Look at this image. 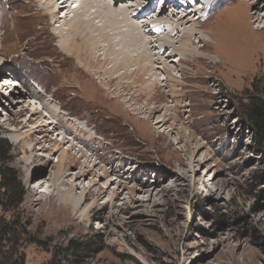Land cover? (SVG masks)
<instances>
[{
  "label": "rangeland",
  "instance_id": "rangeland-1",
  "mask_svg": "<svg viewBox=\"0 0 264 264\" xmlns=\"http://www.w3.org/2000/svg\"><path fill=\"white\" fill-rule=\"evenodd\" d=\"M33 1L0 0V22L2 10L6 16L0 28V139L11 146L21 185L17 208H0V264H264V142L245 116L251 101L264 102V0L193 1V10L206 6L204 21L192 13L193 26H201L203 39L196 36L193 48L202 61L184 60L172 75L158 70L163 82L150 92L139 91L146 75L141 82L133 75L109 82L108 61L94 71L80 69L75 57L56 48L59 24L29 10ZM216 33L218 44L210 39ZM96 61L101 63H91ZM6 80L15 89H6ZM25 86L41 90L44 101L54 96L71 121L86 119L92 138L79 137L83 147L61 145L63 131L51 126L42 141L36 125L49 113L42 101L28 100ZM173 92L179 108L171 104ZM154 107L162 110L153 116L148 112ZM36 108L43 112L26 123ZM163 115L178 134L159 127ZM17 135L29 140L18 144ZM74 144L80 152L68 155L96 168L94 176L76 180L79 165L67 170L64 181L79 187L71 194L57 178L65 172L57 160ZM42 146L51 147L44 152ZM28 163L40 178L33 179Z\"/></svg>",
  "mask_w": 264,
  "mask_h": 264
},
{
  "label": "bare ground",
  "instance_id": "bare-ground-1",
  "mask_svg": "<svg viewBox=\"0 0 264 264\" xmlns=\"http://www.w3.org/2000/svg\"><path fill=\"white\" fill-rule=\"evenodd\" d=\"M56 1L58 3H56ZM149 1L150 0H34L33 2H30L28 4V7L29 10L32 12L37 11V14H41L43 16L48 15L51 18V21L54 20V23L59 24L57 26L58 29H55L54 32L57 34V38L58 36L60 38L59 40L57 39L58 41L56 48L60 52L64 53L69 57H75L79 64L80 69H84L85 71H89V70L94 71L95 67L98 64H100L99 67L102 68L103 64L108 61V63L112 65L110 66V68L104 71V74H106V76L107 74H110L109 77H107L109 78V82L113 78H115L114 81L116 79L118 80L116 84H120L121 83L120 81H123L124 78L126 79L130 78L128 76H132V75H133L132 76L133 82H141L143 76L146 75V78L144 79L145 81L143 80V82H145L144 85L146 84L145 88H143L144 90H139V91L146 90L147 92H150L152 91V88L156 87L157 84L163 82L158 78L159 75L158 70H161L166 75L168 74L172 75V70L177 69L176 64L180 66V63L184 60L195 61V59L201 60V58H203L202 55L196 53L195 51L197 50L193 48V45L196 44V42L194 41L195 37L197 36V39L200 42V40L203 39V36L198 34L199 28L201 26L200 25L193 26V23L195 22H193L192 17L195 18V16L192 13L194 12V14H199L197 19L199 20V22L204 21L203 19L204 15H201V13L204 10H206V6L204 5L201 6V8H197L193 10L192 6H190L188 2H185L187 4L186 9L182 7L183 3H179V4H174L171 7V12L166 11L162 8L158 12H155L156 11L155 6H153L152 2L150 3ZM159 1H163V0H159ZM192 1L195 0H189L190 3H192ZM169 3H167L166 6H168ZM142 5H146V6L142 7ZM163 5L165 4L163 3ZM60 12L64 14L63 17H57V14L58 13L60 14ZM1 15L2 17L0 22V28L2 29L3 27L2 22L6 17L3 10ZM68 16H70V18H68ZM86 17H91V18H86ZM93 19L95 21H93ZM199 22H196V24ZM217 37H218V33L213 34V36L210 39L212 41L217 42L218 44ZM101 43L104 45L103 47L100 46ZM100 50H102V54H100L101 52L98 53ZM208 50L211 52L210 48ZM217 53L222 54L220 51H217ZM101 56L103 58H101ZM95 57L101 59V63L96 61L94 64H92L91 62L93 59L97 60V58ZM222 58L223 57L221 55V60H223ZM128 64L130 65L132 64L131 67H134L133 72L131 71L129 72L131 75H128L129 73L127 74L125 72V69L127 68L126 65ZM119 69H123L124 71L122 72L121 75H118L117 73L118 76H114L116 75L115 73ZM55 79H59V78L55 77ZM168 80L169 79H167V82ZM146 81H148L149 83ZM174 81L175 83L179 82V80H177L176 77L174 78ZM6 82H8L7 85H5L6 89H8L11 86H13V89H15L16 86L15 82H12V80H6ZM163 85L164 84H160L159 86L163 87ZM25 87L27 90H29L27 93L28 100L36 99L38 101H42L41 103L42 104L44 103L43 107H41L42 110L43 108H46L47 110L45 111L43 110L44 113L45 112L49 113V115L46 116L43 114V116L45 117V119L49 117L51 118V120L53 119L54 121V122H49V121L45 122L44 121L45 119L43 118L40 120V124L36 125L38 132L40 131L44 132L43 133L44 136L39 137L43 139L42 141L44 142L48 141L46 137L48 138V134L51 132L48 128L51 126H53V128L55 129L58 128L61 131H63L60 144L62 143L64 145H69L68 143H71V141H76L78 145H81L83 147L84 142L83 140L79 139V137L87 136L86 137L87 139L92 138L91 136L87 135L89 133V125H88L89 123L86 119L75 116V119L71 121L69 118L70 116L69 114L64 116L60 113L61 107L56 106L55 104L56 101L53 98L54 96L50 94L52 101L51 100L44 101L42 97L44 95L41 94L40 92L41 90L32 91L30 90V87L28 86ZM172 94H173V98L171 104L175 105L176 108H179L181 106L178 100L180 96L175 92L171 93V95ZM28 102L29 103L27 107L29 108L32 102L31 103L30 101ZM42 110L38 112L37 108L34 110L31 109V115L29 119H27L26 123H30L31 121L36 120L35 115L38 114V116H40L41 112H43ZM161 110H162L161 108L154 107L148 113H152L154 116L155 114L160 113ZM25 112L26 109L24 108L23 110L20 111L19 114H17L14 117H21L23 114H25ZM158 118L160 120H158L157 124L160 125L159 126L160 128L165 127L169 132L176 134L179 133V130L176 129V127H173L172 125L167 126V122L169 121V119L166 120L163 119L164 115L162 117L159 116ZM80 121H85V122H80ZM80 123H84V124L80 125ZM21 136L17 135L15 137V139H19V141L17 142L18 144H24L29 140L25 138L26 136L24 137ZM166 138L168 139V136ZM193 138H194L193 132L191 131L189 136L185 137V143L187 144ZM181 139L182 137H179V141ZM36 143L40 144V141L37 140ZM53 145L54 144H52L51 146ZM51 146H49V148L42 146L38 150L45 152L48 151V149L50 150ZM76 146L77 145L74 144L73 146L71 145L67 147L65 150L61 151L59 158L57 160V163H59L61 166L60 167L61 170L65 171L64 173H60L61 172L60 171L57 174V178L58 180H61L60 184L69 186L68 193L71 194L75 193L79 189V187L78 185H75L72 182L66 183V181H64L63 178L64 177L67 178L68 174L66 172L68 169L79 165L78 160L72 157V155L71 156L68 155L72 151H75L78 155L81 149L75 150V148H77ZM33 149L34 148H31L30 150L32 151ZM89 163L90 161L88 159L87 162H82L79 165V169H77L73 174L75 180L82 179L89 174L93 175L95 173L96 165L95 164L89 165ZM27 168L30 174L32 173L34 174L33 179H37L41 177L42 173L39 172L34 173V170H31L30 163L27 164ZM103 171L104 173L102 172V174L106 178L108 176V172L105 170ZM71 174L72 173H69V175ZM29 180H31V178ZM117 183L119 184L120 181H118ZM96 185H97L96 183H93L91 185L92 187H89L87 189V192H91L92 188L95 187ZM33 194L34 192L32 193V196ZM97 195H98L97 198H99L100 195L99 194ZM72 205L75 206L76 204L72 203Z\"/></svg>",
  "mask_w": 264,
  "mask_h": 264
},
{
  "label": "trees",
  "instance_id": "trees-1",
  "mask_svg": "<svg viewBox=\"0 0 264 264\" xmlns=\"http://www.w3.org/2000/svg\"><path fill=\"white\" fill-rule=\"evenodd\" d=\"M245 116L249 123L255 127L259 140L264 142V102L251 101L245 107ZM13 159L11 158V146L7 141L0 139V201L4 200L5 203L0 202V208L3 211L11 212L17 208L21 201V185L19 182L20 177L14 171L12 166ZM264 177V170L262 173ZM14 225H17L13 223ZM7 224L4 226L6 227ZM2 228V225H0ZM5 229V228H3ZM7 235H12V230H5ZM0 241H4L0 238Z\"/></svg>",
  "mask_w": 264,
  "mask_h": 264
}]
</instances>
